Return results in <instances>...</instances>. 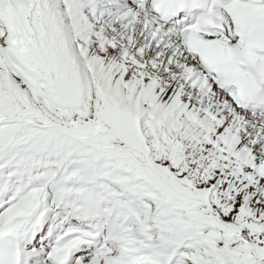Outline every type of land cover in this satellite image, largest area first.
Wrapping results in <instances>:
<instances>
[{"label": "snow or ice", "instance_id": "1", "mask_svg": "<svg viewBox=\"0 0 264 264\" xmlns=\"http://www.w3.org/2000/svg\"><path fill=\"white\" fill-rule=\"evenodd\" d=\"M0 264H264V0H0Z\"/></svg>", "mask_w": 264, "mask_h": 264}]
</instances>
